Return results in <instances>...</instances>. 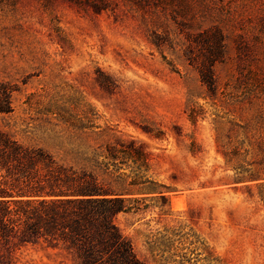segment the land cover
I'll use <instances>...</instances> for the list:
<instances>
[{
  "label": "rangeland",
  "instance_id": "1",
  "mask_svg": "<svg viewBox=\"0 0 264 264\" xmlns=\"http://www.w3.org/2000/svg\"><path fill=\"white\" fill-rule=\"evenodd\" d=\"M105 6L0 0V82L15 87L0 130L64 167L96 173L110 161L107 145L140 148L148 161L140 172L154 186L127 197L139 211L114 223L143 263L180 264L185 255L190 264H264L256 183L237 182L223 155L240 142L249 148L264 111V0ZM214 31L224 56L212 67L210 94L198 69ZM132 170L121 172L133 177ZM165 231L175 233L173 248L153 247ZM0 253L5 264H77L60 243L43 239H11Z\"/></svg>",
  "mask_w": 264,
  "mask_h": 264
},
{
  "label": "trees",
  "instance_id": "2",
  "mask_svg": "<svg viewBox=\"0 0 264 264\" xmlns=\"http://www.w3.org/2000/svg\"><path fill=\"white\" fill-rule=\"evenodd\" d=\"M62 1L77 7L89 6L98 12L106 9L105 3L111 2ZM205 45L208 55L198 73L206 90L214 94L216 83L212 67L224 56L222 35L214 31ZM14 91L13 85L0 82V114L12 111ZM259 93L264 95V92ZM188 118L195 123L197 115L191 110ZM242 145L244 143L240 142L231 157L223 154L226 165L234 171L237 182L256 183V196L264 207V111L256 117L254 135L247 140L249 148L241 149ZM105 152V158L110 161L103 163L99 173L76 170L58 164L42 148L25 146L0 130V249L15 238L22 242L43 239L52 244L60 243L77 264H145L136 257L114 219L120 213L139 211L138 207L130 206L127 197L145 194V189L154 186L153 181L140 172L141 168L148 170L147 157L133 142L121 140L107 145ZM249 153L253 154V160H246ZM126 165L133 169V177L121 172ZM159 195L165 199L161 192ZM170 235L174 237L175 233L165 231L153 241V247L159 242L158 247L164 245L172 249L174 241ZM183 263L190 264V258L182 256L180 264ZM0 264H5L1 253Z\"/></svg>",
  "mask_w": 264,
  "mask_h": 264
}]
</instances>
